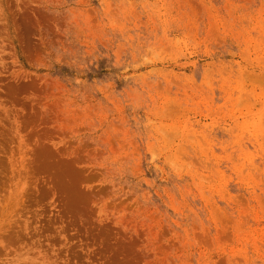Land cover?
Returning <instances> with one entry per match:
<instances>
[{
  "label": "rangeland",
  "instance_id": "374dc122",
  "mask_svg": "<svg viewBox=\"0 0 264 264\" xmlns=\"http://www.w3.org/2000/svg\"><path fill=\"white\" fill-rule=\"evenodd\" d=\"M0 264H264V0H0Z\"/></svg>",
  "mask_w": 264,
  "mask_h": 264
}]
</instances>
